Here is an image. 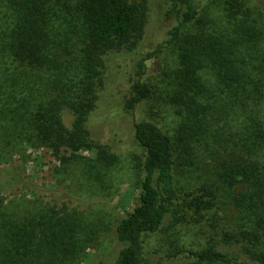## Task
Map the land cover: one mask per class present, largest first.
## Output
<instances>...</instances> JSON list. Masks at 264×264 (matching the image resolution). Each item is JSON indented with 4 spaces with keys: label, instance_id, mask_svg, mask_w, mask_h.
Masks as SVG:
<instances>
[{
    "label": "rangeland",
    "instance_id": "374dc122",
    "mask_svg": "<svg viewBox=\"0 0 264 264\" xmlns=\"http://www.w3.org/2000/svg\"><path fill=\"white\" fill-rule=\"evenodd\" d=\"M79 1L59 0L57 9L50 12L54 43L47 52L48 61L43 66H31L7 49L12 13L8 0H0V168H13L21 177L13 187L0 190L3 211L21 214L28 223L37 221L36 234L39 229L48 233L43 264H111L121 246L115 236L116 223L139 204L143 149L135 141L133 121L150 119L173 141L178 155L175 178L179 197L160 229L143 236L141 264H193L182 254L168 253L209 243L235 251L237 246L225 243L221 232L244 220L234 202L233 189L222 181L219 171L222 162L230 159L242 116L237 109L226 107L223 96L213 103L205 121L178 113L170 101L181 68L182 41L165 42L168 29L175 23L168 13L174 1L144 0L147 16L141 36L130 46L106 52L99 74L92 80L83 75L80 66L85 25ZM192 1L198 16L184 28L183 36L202 32L208 38L227 37L243 18L232 13L229 0ZM238 1L258 33L254 44L247 43L239 57L243 60L245 55L249 67L254 64L256 74L264 79V11L250 0ZM142 58L143 80L151 87V94L132 110L127 102L132 94L134 66ZM207 62L199 74L213 88L217 86L216 74ZM88 81L92 83L93 108L87 127L93 146L63 163L35 136V117L21 121L14 110L27 101L32 105H45L53 99L63 102L67 89ZM59 115L64 125L71 127L74 114L68 105L61 106ZM101 151L108 154L109 165L96 160ZM203 185L213 190L214 207L201 217L193 209H180L183 193ZM70 224L72 233L68 232ZM107 247L109 252L104 254Z\"/></svg>",
    "mask_w": 264,
    "mask_h": 264
},
{
    "label": "trees",
    "instance_id": "16d2710c",
    "mask_svg": "<svg viewBox=\"0 0 264 264\" xmlns=\"http://www.w3.org/2000/svg\"><path fill=\"white\" fill-rule=\"evenodd\" d=\"M173 1L168 13L175 23L168 29L165 42L166 45L182 42L179 45L181 68L176 74L170 101L176 104L178 113H186L199 121L206 120L213 103L221 96L226 99L227 108L231 106L241 113L240 132L229 153L230 159L220 166L219 177L233 189V199L244 222L221 232L225 243L237 246L233 252L209 243L197 248L176 249L168 255L182 254L193 264H264V153H260L264 147V79L256 74L254 64L249 67L245 55L243 60L239 57L247 43L254 44L258 33L241 9V3L229 0L232 13L243 16L239 24L234 25L232 35L208 38L196 32L183 36L184 28L197 19L198 10L192 0ZM58 2L8 0L12 14L5 41L13 57L31 66L46 64L47 52L54 43L49 14L54 7L57 9ZM250 2L264 11V0ZM79 7L85 25L80 66L83 75L92 80L99 74L106 52L130 46L141 36L146 23V1L80 0ZM144 60L140 59L134 66L132 94L127 102L132 110L151 94V87L143 80ZM206 61L215 70L217 86L213 88L208 87L199 74ZM79 84L80 87L66 90L63 102L53 99L45 105H32L27 101L14 110L21 121L35 117V136L63 163L93 146L87 127L93 108L92 83ZM63 104L73 110L71 127L61 121L59 111ZM133 130L135 141L143 149L139 204L116 223L115 236L121 246L111 264H141L143 236L160 229L171 205L179 197L175 178L178 155L171 136L150 119L134 120ZM100 154L97 161L106 165L112 162L106 152ZM20 181V175L13 168H0V190ZM182 199L180 209H193L200 217L215 205V195L207 185L186 191ZM2 208L0 199V264H43L48 233L39 229L36 234L37 221L28 223L21 214L7 215ZM38 224H43V220H38ZM73 230L70 224L68 232ZM58 237L61 238L60 229ZM109 249L107 247L104 254Z\"/></svg>",
    "mask_w": 264,
    "mask_h": 264
}]
</instances>
